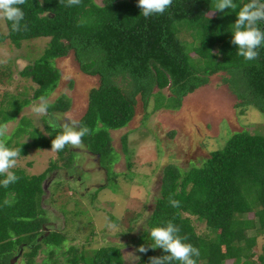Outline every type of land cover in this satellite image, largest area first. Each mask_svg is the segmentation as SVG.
I'll return each instance as SVG.
<instances>
[{"label":"trees","instance_id":"16d2710c","mask_svg":"<svg viewBox=\"0 0 264 264\" xmlns=\"http://www.w3.org/2000/svg\"><path fill=\"white\" fill-rule=\"evenodd\" d=\"M234 2L237 9L220 12L215 0H173L163 14L145 18L138 0H81L73 6L67 0H25L18 6L24 12L21 30L14 31L12 22L4 19L7 32L0 35V41L8 39L19 47L24 40H49L42 54L20 70L35 85L31 97H14L2 106L0 124L15 119L31 101L49 97L61 76L54 60L69 52L82 73L98 77L78 124L91 130L82 144L101 162L111 158V131L132 120L138 97L144 108L154 96L157 101L168 99L164 108L178 110L183 98L221 73V84L238 100L237 106L264 112V46L257 49L259 58L252 61L237 54L231 43L233 24L239 7L248 0ZM259 27L264 29V24ZM183 31L190 41L182 38ZM165 88L168 96L156 94ZM49 103L48 113H64L71 100L62 94ZM28 124L23 119L14 134L25 132ZM46 129L48 136L33 129L30 142L15 145L19 157L30 147H51L58 130L47 124ZM5 143L11 148L9 140ZM121 145L126 151L127 135L121 137ZM72 152L69 146L56 152L64 167L72 164ZM55 168L54 160L39 174L13 168L19 179L8 187L0 185V264H14L18 252L24 264H37L42 245L48 248V258L62 248L66 237L61 231L47 229L48 217L42 207L43 182ZM106 177L108 180V174ZM4 178L0 176V180ZM170 197L179 206H171ZM190 216L205 222L206 235L196 232ZM168 221L179 228L184 243L199 249L196 264H264V243L260 253L253 251L257 235H264V133L235 131L201 164L182 169L169 163L162 168L159 194L146 229L137 237V243L149 249L139 262L165 255L162 249L151 248L147 230ZM250 229L256 233L248 235ZM62 253L68 264H125L118 245L99 247L88 257L73 246ZM38 264L48 263L43 259Z\"/></svg>","mask_w":264,"mask_h":264},{"label":"rangeland","instance_id":"374dc122","mask_svg":"<svg viewBox=\"0 0 264 264\" xmlns=\"http://www.w3.org/2000/svg\"><path fill=\"white\" fill-rule=\"evenodd\" d=\"M6 32L4 19H0V35ZM181 36L191 40L185 31ZM48 40V37L24 40L19 47L8 39L0 41V109L14 97L19 100L31 97L35 85L22 77L20 70L42 54ZM54 64L61 76L47 99L52 102L64 94L71 100L70 108L64 113L37 116L31 106L39 100L24 106L15 119L6 122L9 133L4 142L9 140L13 149L18 142H30L33 129L48 136L46 124L49 126L50 117L62 119L69 115L78 122L85 112L88 92L98 85V77L82 73L72 52L55 59ZM221 75H212L207 85L183 98L178 110L164 108L168 99L157 101L154 96L144 108L138 97L132 120L124 128L111 131L114 151L109 160L101 162L83 144L79 148L68 145L73 151L69 167L62 165L51 147H30L17 158L14 168L28 174L41 173L50 160L57 164L43 182L42 207L48 217L47 229L63 232L66 240L51 258L46 252L47 246L42 245L35 258L37 264L43 259L48 264H68L64 262L67 255L62 251L69 247L88 257L93 250L110 244L121 248L125 264H149V261L139 262L143 253L137 251L141 246L137 237L146 229L159 194L162 168L169 163L182 169L201 164L211 151L223 147L235 131L264 133V112L252 106H237L238 100L221 84ZM159 93L169 95L166 88L156 94ZM23 119L29 121V126H25L22 134H14ZM123 135H127L126 151L121 145ZM248 215L252 217V213ZM190 218L198 234L208 233L204 221ZM255 233L252 229L247 231L248 235ZM256 239L253 251L258 254L264 235H257ZM18 253L13 263L24 264L21 252Z\"/></svg>","mask_w":264,"mask_h":264},{"label":"clouds","instance_id":"9594fccd","mask_svg":"<svg viewBox=\"0 0 264 264\" xmlns=\"http://www.w3.org/2000/svg\"><path fill=\"white\" fill-rule=\"evenodd\" d=\"M25 0H0V19L11 21L14 31L21 30V21L24 19L23 10L18 7L23 5ZM43 3V0H41ZM81 0H67L68 6L79 5ZM173 3V0H138V7L142 10L141 14L148 18L155 14H163ZM216 11L223 12L225 9H237L234 0H215ZM264 24V0H248L247 3L239 7L237 19L233 24V39L231 43L238 49L237 54L245 60L252 61L259 58L257 49L264 46V29L259 27ZM26 27V25H25ZM50 107L49 100L41 97L38 103L31 106V111L37 116L48 115ZM49 126L58 130V134L51 141V151L57 152L71 145L74 148L82 146V138L90 134V129L81 126L69 115L62 119L50 117ZM9 133L7 123L0 124V185L8 187L15 183L19 178L11 171L19 157V150L6 146L4 138ZM169 203L173 207L179 206V202L169 198ZM152 241L151 248L162 249L165 255L153 256L149 259V264H172L178 261L179 264H196L194 257H199V249L191 244L184 243L178 235L179 228L168 221L165 226L152 227L147 230ZM148 247L141 245L137 251L147 253ZM19 254V253H18Z\"/></svg>","mask_w":264,"mask_h":264},{"label":"water","instance_id":"95a60500","mask_svg":"<svg viewBox=\"0 0 264 264\" xmlns=\"http://www.w3.org/2000/svg\"><path fill=\"white\" fill-rule=\"evenodd\" d=\"M16 258V257H15Z\"/></svg>","mask_w":264,"mask_h":264}]
</instances>
